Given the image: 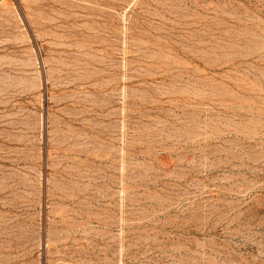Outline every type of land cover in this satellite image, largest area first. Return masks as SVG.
<instances>
[{
	"label": "rangeland",
	"instance_id": "374dc122",
	"mask_svg": "<svg viewBox=\"0 0 264 264\" xmlns=\"http://www.w3.org/2000/svg\"><path fill=\"white\" fill-rule=\"evenodd\" d=\"M0 264H264V0H0Z\"/></svg>",
	"mask_w": 264,
	"mask_h": 264
}]
</instances>
